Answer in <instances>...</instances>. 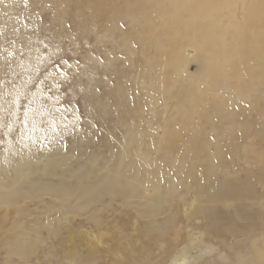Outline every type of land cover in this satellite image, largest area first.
<instances>
[{
	"label": "rangeland",
	"instance_id": "rangeland-1",
	"mask_svg": "<svg viewBox=\"0 0 264 264\" xmlns=\"http://www.w3.org/2000/svg\"><path fill=\"white\" fill-rule=\"evenodd\" d=\"M71 1L9 0L10 10L4 9L6 0H0V30H5L0 31L1 55L26 59L21 63L12 57L9 66L7 59L0 65V164L15 156L4 143H14L19 132L30 127L26 134L34 138L46 133L41 139L45 148L56 138L65 153L74 149L68 152V167L88 166L84 174L94 172L88 176L90 182L100 184L102 174L117 169L123 178L108 182L120 186L89 192L88 204L79 196L55 199L46 192L39 202L21 198L19 206L0 204V264H24L3 247L8 229L21 219L13 230L30 231L26 264H264V85L252 86L250 74L257 62L245 63L231 51L230 59L222 56L213 62L219 68L217 82L204 72L207 56H200L187 41L176 43L183 32L186 40L185 28L177 25L170 30L174 35L162 34L171 22L159 15L156 4L151 7L157 10L151 12L155 18L150 15L137 25L119 18L121 22L111 23L113 31L108 23L84 16L77 1ZM239 6L236 3L231 13L237 25L242 21ZM227 17L220 14L215 22L222 25ZM148 23L154 30L159 24L160 31H154L155 40L144 43L143 26ZM218 35L221 32L216 39ZM221 45L215 43L217 49ZM159 57L174 68L163 67L165 61ZM232 73L236 81L228 77ZM69 127L78 135L68 132ZM60 128L67 132H62L64 137ZM87 156L88 161L93 157L91 163ZM11 163L5 169L8 174L15 170ZM148 170L160 176L156 198L143 176Z\"/></svg>",
	"mask_w": 264,
	"mask_h": 264
},
{
	"label": "bare ground",
	"instance_id": "bare-ground-1",
	"mask_svg": "<svg viewBox=\"0 0 264 264\" xmlns=\"http://www.w3.org/2000/svg\"><path fill=\"white\" fill-rule=\"evenodd\" d=\"M9 2V0H6V2ZM11 1V0H10ZM13 1V0H12ZM53 1V0H52ZM60 1V0H59ZM74 1V0H73ZM71 1V2H73ZM77 1V5L79 7V11L84 14V16H90L92 17V19L94 20L95 18L98 20V22H105V23H108V26L110 27V29L113 30V26L111 25L112 22H115V21H119V18H122V19H126L124 17H127V19L129 18L130 19V22L132 25H137V24H141L142 21H145V19L148 18V16H150L152 13L151 12H154V11H157L159 12V15L160 16H164V18H168L170 21L169 23L170 24H167V28L165 29L164 28V33H162L163 35L166 34V36L169 34V33H172V31L170 30H173L172 28H174L175 26L177 27V25L179 26H182L183 28H185V32L187 33V35L185 36L186 40H184L183 36H184V32H183V36H181L180 34L178 35L179 37L181 36L182 38H177L175 37L176 39V43L178 44H181V41H187L188 43L192 44L194 47H195V50H197V53L202 56V57H205L207 56L208 57V61L207 59L205 61H207L205 67H204V72L207 71L208 74L210 75V77L214 78L217 80L218 82V73H217V69L219 68H216V66L213 64V62L215 63V60H218L223 56H225V58L228 56V58L230 59L232 54L229 55V53H231V51L236 54H239L240 57H242V59H244L245 63L246 61L248 60H251L253 59L254 61L257 62V65L256 67H251V71H250V74H251V85L253 86L254 84H262L264 85V0H253V2H247L245 0H76ZM3 2V1H2ZM7 2V6H5L4 4V9L6 7H8V3ZM35 2V1H34ZM49 2V1H48ZM76 3V2H75ZM236 3H238L240 6L239 10H240V16H241V23L240 25H237V24H233L235 22L234 19H232L231 17V13H232V9L236 6ZM0 4H3V3H0ZM52 4V3H51ZM64 4V3H63ZM157 5V10H154L153 9L151 10V7L153 5ZM44 5H47V1H46V4ZM65 5V4H64ZM155 5V6H156ZM53 6V4H52ZM66 6V5H65ZM154 6V7H155ZM1 7V6H0ZM64 7V6H63ZM73 7V6H72ZM238 7V6H237ZM9 8V7H8ZM44 8V7H42ZM49 8V7H48ZM153 8V7H152ZM2 7L0 8V11H1ZM10 9V8H9ZM11 10V9H10ZM10 10H5L6 12ZM26 10V9H24ZM44 10V9H43ZM42 10V11H43ZM57 10V9H56ZM55 10V11H56ZM73 10V9H72ZM77 10V12H78ZM51 11V10H50ZM4 12V11H3ZM26 12V11H25ZM76 12V11H75ZM11 13V12H10ZM43 13V12H42ZM53 13V11L51 12V14ZM80 13V14H81ZM225 13L228 17V22L226 23H223L222 25H219L218 23L215 22V19L220 15V14H223ZM5 14V12H4ZM3 14V15H4ZM9 14V13H7ZM54 14V13H53ZM81 14V15H82ZM238 14V12H237ZM11 15V14H10ZM13 15V14H12ZM11 15V16H12ZM79 15V14H78ZM17 16V14H16ZM54 16V15H53ZM151 16H154L151 15ZM150 16V17H151ZM0 17H2L0 15ZM77 18V16H75ZM94 17V18H93ZM149 17V18H150ZM11 18V17H10ZM13 18V17H12ZM155 18V16H154ZM162 18V17H160ZM163 18V19H164ZM3 19V18H2ZM6 19V18H5ZM16 19V17L14 18ZM87 19V18H86ZM95 19V20H96ZM126 19V20H127ZM1 20V19H0ZM85 20V19H83ZM93 20H92V23H93ZM147 20H150V19H147ZM155 20V19H154ZM153 20V21H154ZM8 21V19H7ZM17 21V20H16ZM77 21V19H76ZM88 21V20H87ZM90 21V20H89ZM124 20H122L123 22ZM150 22L151 24H156L155 22L153 23ZM159 21V20H158ZM167 21V20H166ZM2 22V21H1ZM0 22V23H1ZM13 21H11L12 23ZM79 22V20H78ZM77 22V23H78ZM95 22V21H94ZM121 22V21H119ZM118 22V24H119ZM146 22V21H145ZM165 23L164 20H160L159 23ZM10 23V21H9ZM10 23V24H11ZM160 23V24H161ZM162 23V24H163ZM6 24V23H4ZM14 24V23H13ZM86 24V22H85ZM102 24V23H101ZM117 24V22L115 23ZM130 24V25H131ZM151 24H145V26H142L144 27V31H146V37H147V40H144V41H139L138 43H142L141 45H143L144 43H147L150 39H156L153 37L154 35V31L160 26L158 24L157 28H153V26H151ZM166 24V23H165ZM1 25V24H0ZM80 25V24H79ZM90 25V24H89ZM104 25V24H103ZM102 25V26H103ZM10 26V25H7V27ZM12 26V25H11ZM14 26V25H13ZM29 26V25H28ZM78 26V25H77ZM107 26V27H108ZM147 26V27H146ZM155 26V25H154ZM164 26V25H163ZM5 27V25L3 26ZM15 27V26H14ZM24 27V26H23ZM22 27V29H23ZM76 27V26H75ZM90 27V26H89ZM128 27H129V24H128ZM175 27V28H176ZM21 28V27H20ZM93 29V27H90ZM116 28V27H115ZM140 28H142L140 26ZM161 28V27H160ZM8 29V28H6ZM29 29V28H28ZM78 29V28H77ZM84 29V28H83ZM88 29V27H87ZM91 29V30H92ZM109 29V28H108ZM109 29V30H110ZM159 29V28H158ZM157 29V30H158ZM2 30V28H1ZM0 30V31H1ZM19 30V29H18ZM27 30V29H26ZM31 30V29H29ZM85 30V29H84ZM90 30V31H91ZM131 29H129L128 31H130ZM141 32H142V29H140ZM139 30V31H140ZM156 30V31H157ZM162 30V28H161ZM2 31H5V30H2ZM11 31V30H10ZM10 31H7V34L8 32ZM20 31H23V30H20ZM111 31V30H110ZM114 31V30H113ZM137 31V32H139ZM160 30L157 31V34H159ZM174 31V30H173ZM183 31V30H182ZM15 32H17L15 30ZM136 32V33H137ZM177 32V31H175ZM219 32H221V35H218L219 36V39H216L217 38V33L219 34ZM13 33V32H12ZM128 33V32H127ZM4 34L5 36L7 34H5L4 32L2 33ZM10 34V33H9ZM8 34V35H9ZM18 34V33H17ZM126 34V33H125ZM124 34V35H125ZM141 34V33H140ZM16 35V33H15ZM13 34V36H15ZM19 35V34H18ZM18 35H17V38H18ZM135 35V34H134ZM138 35V34H137ZM174 35V34H173ZM12 36V37H13ZM31 36V35H30ZM130 35L126 36V37H129ZM142 36V35H141ZM159 36V35H158ZM176 36V35H175ZM216 36V37H215ZM25 37V36H24ZM125 37V36H124ZM132 37V34L131 36ZM129 37V38H130ZM138 37H140L138 35ZM165 37V36H164ZM172 37V36H171ZM174 37V36H173ZM128 38V39H129ZM133 38V37H132ZM141 38V37H140ZM3 39V38H2ZM1 39V40H2ZM6 39V37H5ZM4 39V40H5ZM127 39V38H126ZM143 38H141L140 40H142ZM169 39V38H168ZM0 40V41H1ZM17 40V39H16ZM125 40V39H124ZM138 41V39H136ZM174 40V39H173ZM216 40V41H215ZM218 40H222V45L220 42H218ZM67 41V40H66ZM152 41V40H151ZM215 41V42H214ZM24 42V41H23ZM127 42V41H126ZM144 42V43H143ZM157 42V41H155ZM155 42H152V43H155ZM171 42V41H169ZM218 43L220 44L222 47L218 48L217 49V46H215V43ZM20 43V42H19ZM27 43V42H26ZM151 43V42H150ZM150 43H148L150 45ZM151 43V44H152ZM173 43V42H172ZM175 43V44H176ZM186 43V42H185ZM25 44V43H24ZM161 44V43H160ZM188 44V45H190ZM2 45V44H1ZM18 45V44H17ZM23 45V44H22ZM27 45V44H26ZM124 45H127V44H124ZM170 45V44H169ZM30 46V45H29ZM173 46V45H172ZM184 46V45H183ZM16 47V46H15ZM31 47V46H30ZM128 47V45L126 46ZM151 47V45L149 46ZM174 48L176 49H179V45H174L173 46ZM173 47L171 49L170 52H172L173 50ZM34 48V47H33ZM148 48V47H147ZM153 48V47H152ZM155 48V46H154ZM5 49V48H4ZM8 49V48H7ZM25 50V48H22ZM21 49V50H22ZM27 49V48H26ZM32 49V48H30ZM35 49V48H34ZM125 49V47H124ZM165 49V48H164ZM181 49V47H180ZM179 49V50H180ZM189 49V48H188ZM192 49V48H191ZM20 50V51H21ZM127 50V49H126ZM157 50V49H156ZM161 50V47L159 49L158 47V51ZM169 50V48H168ZM178 50V52H179ZM27 51V50H25ZM36 51V50H35ZM128 51H129V48H128ZM177 51V50H176ZM31 52V50H30ZM39 52V51H38ZM148 52V51H147ZM151 52V51H150ZM161 52V51H160ZM165 52V51H164ZM185 52V51H184ZM13 53V52H12ZM22 53V52H21ZM24 53V52H23ZM34 53V52H32ZM153 53V52H152ZM174 53V52H173ZM263 53V54H261ZM0 52V65H2V62L4 60H9L8 62V66L10 64V61H12V55L10 54V57L8 58L6 56V58L4 56H2ZM27 54V53H26ZM160 54V53H158ZM157 54V55H158ZM235 54V56H236ZM22 55V54H21ZM154 55V53H153ZM156 55V54H155ZM161 55V54H160ZM159 55V56H160ZM172 55V54H171ZM23 56H26V55H23ZM28 56V55H27ZM31 56V55H30ZM163 56V54H162ZM168 56L170 57V54H168ZM167 56V57H168ZM175 58L177 59L178 61V58L176 57L177 55H174ZM174 56H171L170 58L174 57ZM181 56H184L183 54H181ZM180 56V57H181ZM194 56V54H193ZM214 56H215V59H214ZM21 57V56H20ZM32 57V56H31ZM158 57V56H157ZM156 57V58H157ZM185 57V56H184ZM196 57V55H195ZM234 57V55H233ZM238 57V56H236ZM35 58V57H34ZM160 58V57H159ZM166 58V57H165ZM225 58H222V62L224 61ZM21 59V58H20ZM25 58H23V60L21 61H24ZM161 59V58H160ZM163 59V58H162ZM161 59V60H162ZM175 59V60H176ZM185 59V58H184ZM187 59V58H186ZM194 59V58H193ZM236 59V62L239 61L237 60L238 58H235ZM246 59V60H245ZM26 60V59H25ZM29 60H30V57H29ZM144 60V59H143ZM159 60V59H158ZM164 60V59H163ZM162 60V61H163ZM169 60V59H168ZM179 60H182L179 58ZM214 60V61H213ZM220 60V61H221ZM13 61H18V62H21L19 60H17L15 57H13ZM31 61V60H30ZM156 62L157 59H155ZM165 61V62H164ZM164 65L162 64L163 67L166 66L167 64V60H164ZM167 61V62H166ZM203 61V60H202ZM228 62L229 60H225V62ZM242 61V60H241ZM180 62V61H178ZM219 65L220 68H222L221 66L225 63ZM227 62H226V66L229 67L231 66L229 63V65H227ZM240 62V61H239ZM13 63V62H12ZM22 63V62H21ZM169 63V62H168ZM173 63V62H172ZM171 63V64H172ZM177 63V62H175ZM238 63V62H237ZM19 63H15V65H18ZM28 64V63H27ZM32 64V63H31ZM152 64V63H151ZM7 65V63H6ZM14 65V66H15ZM168 65V64H167ZM233 65V64H232ZM238 65V64H237ZM12 66V65H11ZM22 66V65H20ZM24 66V65H23ZM143 66V65H142ZM155 66H158L157 64H155ZM160 66V65H159ZM169 68L172 70L174 68V64L172 65H168ZM1 67V66H0ZM3 67V66H2ZM1 67V68H2ZM18 67V66H16ZM25 67H28L25 66ZM224 67V66H223ZM13 68V67H12ZM19 68V67H18ZM24 68V67H22ZM39 68V67H38ZM156 68H160V67H156ZM240 68V71H241V67L238 66V69ZM6 69V68H5ZM17 69V68H16ZM15 69V70H16ZM26 69V68H24ZM29 69V68H28ZM26 69V70H28ZM31 69H32V66H31ZM161 69V68H160ZM163 69V68H162ZM168 69V68H167ZM166 69V70H167ZM168 69V71L170 70ZM226 69V68H224ZM231 69V68H230ZM1 70V69H0ZM8 70V69H7ZM14 70V72H15ZM25 70V71H26ZM227 70V69H226ZM237 70V69H236ZM235 69L233 70L234 72L236 71ZM3 71V70H2ZM1 71V72H2ZM13 71V70H12ZM24 71V70H22ZM160 71V70H159ZM158 71V72H159ZM240 71L238 70L237 72V75L239 74L240 76ZM253 71H256L257 73L254 74ZM13 72V73H14ZM9 73V72H8ZM27 73V72H26ZM54 73V72H53ZM57 73V72H56ZM160 73V72H159ZM226 73V72H224ZM16 74V73H15ZM21 74V73H20ZM32 74V73H31ZM58 74V73H57ZM10 75V74H9ZM13 75V74H12ZM10 75V76H12ZM18 75V74H17ZM53 75V74H52ZM216 75V76H215ZM242 75V73H241ZM9 76V77H10ZM16 76V75H15ZM22 76V74H21ZM27 76V75H26ZM55 75H53L54 77ZM238 76V77H239ZM17 77V76H16ZM20 77V75H19ZM24 77V76H23ZM56 77V76H55ZM229 78H232L234 79L235 81L237 80V76H236V73H232V75H229L228 76ZM242 77V76H241ZM13 78V76H12ZM22 78V77H20ZM30 78V77H29ZM228 78V79H229ZM14 79V78H13ZM12 79V80H13ZM16 79V78H15ZM241 79V78H240ZM239 79V80H240ZM11 80V79H10ZM20 80H23V79H20ZM58 80V79H57ZM238 80V82H239ZM19 81V79L17 80ZM50 81V80H49ZM56 81V80H55ZM221 81V80H220ZM16 82V81H15ZM20 82V81H19ZM23 82V81H22ZM25 77H24V82L25 83ZM3 84V82H1ZM0 83V84H1ZM17 84V83H16ZM225 84V83H224ZM2 86V85H1ZM0 86V87H1ZM24 86V85H23ZM250 87V86H249ZM37 88V86H36ZM55 88V87H54ZM228 88V86H227ZM253 88V87H252ZM1 89V88H0ZM17 89V88H16ZM13 90V91H16ZM39 89V88H38ZM57 89V88H56ZM60 89V88H59ZM226 89V88H225ZM2 90V89H1ZM11 90V89H10ZM42 91V90H41ZM228 91V90H227ZM231 91V90H230ZM255 91V89H254ZM1 92V91H0ZM4 92V91H3ZM40 92V91H39ZM16 93V92H15ZM19 93V92H18ZM38 93V92H37ZM240 93V92H239ZM237 93V94H239ZM5 94V93H4ZM236 94V92L234 93ZM13 95V93H12ZM17 95V94H16ZM0 96H1V93H0ZM4 96V95H3ZM34 96V95H33ZM43 96V95H42ZM236 96V95H235ZM5 97V96H4ZM237 97V96H236ZM12 98V97H11ZM15 98V97H14ZM14 98L11 100V104L15 103L14 101ZM55 98V97H54ZM238 98V97H237ZM16 99V98H15ZM1 100H4V99H1ZM14 101V102H13ZM3 102V101H2ZM1 101H0V107H1ZM13 107H15L13 105ZM30 109V108H29ZM33 109V108H31ZM1 110V109H0ZM33 111V110H32ZM125 112V111H124ZM32 113V112H31ZM34 113V112H33ZM36 113V111H35ZM59 113V112H58ZM30 114V113H29ZM25 116V115H24ZM34 116V115H33ZM35 117V116H34ZM61 117V116H60ZM127 117V116H126ZM39 118V117H38ZM122 118V117H121ZM128 118V117H127ZM36 119V118H35ZM57 119V118H56ZM119 119V118H118ZM123 119V118H122ZM121 119V120H122ZM126 119V118H124ZM38 120V119H37ZM60 120V119H59ZM120 120V121H121ZM11 121V120H10ZM23 121V120H22ZM47 121V120H46ZM58 121V120H57ZM126 121V120H125ZM32 122V121H31ZM51 122V121H50ZM73 122V121H72ZM12 123V122H11ZM16 123V122H15ZM24 123V122H23ZM54 123V122H52ZM14 124V122H13ZM17 124V123H16ZM26 124V123H25ZM31 124V123H30ZM20 125V124H19ZM22 125V124H21ZM51 125V124H50ZM72 126V125H71ZM74 127V125H73ZM63 128V127H62ZM71 130L67 129L68 132L72 131V127H69ZM75 128V127H74ZM28 131L24 132V128L22 130V132H19L20 134L17 136V139L14 141V143H4V148L6 150H12L14 153H15V156L11 159H8L6 160L4 163L0 164V168H1V172L2 174L0 173V204H8V205H16V206H19V203H18V200L19 199H35L36 202H39V201H42V196L44 194V192H46L47 194L50 193V196H52L53 198L55 199H61V198H66V199H76L78 196H79V200H81L82 202L88 204L90 202V198H89V195L88 193L91 192L92 190L95 189V192L99 193V190H103L104 188L108 187V188H114V187H117V186H120L121 183L119 182H111L110 186L108 184L109 181H112L114 180L116 177L117 180L119 178H121L122 174H121V169H117L115 170L112 174H102V182L100 184H97L95 183L94 181L90 182L88 180V176L90 177V175H92L94 172H91L90 175H87V174H84L86 171L89 170L88 166L86 168H84V166L82 164H78V167H77V170H71L69 167H68V162H69V157L72 156L70 154L69 156V153H74V149H73V152H70L71 150L68 149V154L65 153V151L67 149H62L60 148V145L58 144L59 142L56 141V138L54 139V142L52 140V143L53 145L50 146V147H44L42 146V141L44 140H41L42 139V136H44V133L40 134L38 136V138H34L33 135H30V134H26L28 132H30L29 129H31L30 127L27 128ZM26 129V130H27ZM43 129V128H42ZM51 129V127H50ZM48 130L49 131H52V130ZM58 129V128H57ZM64 129V128H63ZM20 130V129H19ZM32 130V129H31ZM61 130V133L62 132H66V131H62V129L60 128ZM115 130V129H114ZM43 131V130H42ZM40 131V132H42ZM24 132V133H23ZM37 132V131H36ZM54 132V131H53ZM58 132V130H57ZM78 132V131H77ZM9 133V132H8ZM39 133V132H38ZM67 133V132H66ZM72 134H76L74 133L73 131L71 132ZM46 134V133H45ZM56 134V133H54ZM59 132H58V136L57 138H59ZM65 133H62V136L64 135ZM36 135H38L36 133ZM48 135V133H47ZM52 135V133H51ZM78 134H76L77 136ZM80 135V134H79ZM32 136V137H30ZM49 136V135H48ZM55 137V135H53ZM75 136V137H76ZM81 136V135H80ZM36 137V136H35ZM47 137V136H46ZM64 137V136H63ZM62 137V138H63ZM44 138V137H43ZM48 138V137H47ZM51 138V137H50ZM53 139V138H52ZM79 140H81L79 137H78ZM58 140V139H57ZM74 141H77V139H75ZM45 142V140L43 141ZM58 142V143H57ZM46 143V142H45ZM50 143V144H52ZM80 142H78L79 144ZM81 143L84 144V142L82 141ZM80 143V144H81ZM137 142H134V144H136ZM44 144V143H43ZM75 144V142L73 143V145ZM77 144V148H79L81 145H78ZM47 145V144H46ZM49 145V144H48ZM47 145V146H48ZM83 146V145H82ZM62 147V146H61ZM64 148V147H63ZM69 148H71L69 146ZM73 148V146H72ZM70 150V151H69ZM77 151V149H75ZM80 150H81V147H80ZM5 151V150H4ZM81 152V151H79ZM8 153V152H7ZM10 153V152H9ZM142 153V152H141ZM140 153V154H141ZM6 154H4L5 156ZM68 155V158H66V156ZM77 155V153H76ZM136 155V154H134ZM139 155V154H137ZM3 155H1L2 157ZM3 156V157H4ZM8 156V155H7ZM75 156V155H73ZM144 156V154L142 155ZM90 158V156H87V158ZM73 158V157H72ZM93 157H91V159H87L88 162H92V159ZM138 158V157H137ZM146 159V158H145ZM130 159H128L129 161ZM135 160V159H134ZM142 161V159H140ZM14 162V166H15V170L13 172V174H8L5 169L12 165L11 162ZM85 161L84 164H87L88 162ZM127 161V164L129 163H132V159L131 161H129L128 163ZM139 161V160H138ZM137 161V163H138ZM140 161V162H141ZM145 163H146V160H145ZM126 164V163H125ZM140 164V163H139ZM88 165V164H87ZM143 165V164H141ZM145 165V164H144ZM146 165H149V163L147 162ZM128 166V165H127ZM133 167V163L131 165ZM145 167V166H144ZM142 166V169L144 168ZM147 168H145L146 170ZM28 170H30V172H28ZM143 172V170H142ZM97 173V172H96ZM99 173V172H98ZM97 173V174H98ZM135 173V172H134ZM132 174V175H135V174ZM137 174V172H136ZM145 174V173H144ZM143 176L145 178H148V186H150V189L152 190V192L154 193V197L156 198L157 197V194H158V188H157V185L159 184V181H160V176L158 173H156L154 170L152 171H146V174ZM35 175V176H34ZM99 175V174H98ZM131 176V175H130ZM98 177H101V176H98ZM123 178V177H122ZM145 178L143 179V181L145 182ZM101 179V178H100ZM131 180H138L137 177L135 176H131L130 177ZM93 180V179H92ZM48 181H56L55 183H53V185H48ZM142 182V179L140 180ZM94 182V183H93ZM97 184V185H96ZM122 187V186H121ZM118 188L119 189H121ZM127 189V188H126ZM134 189V188H133ZM113 190V189H112ZM118 190H116L118 192ZM136 190V189H134ZM138 191V189H137ZM123 192H125V189L123 190ZM144 192V191H143ZM119 193H120V190H119ZM121 194L122 191H121ZM140 194V193H139ZM145 196V195H144ZM139 198V197H137ZM141 198V197H140ZM143 198H141L140 201H142ZM144 199H146L144 197ZM140 203V202H139ZM65 209H62L61 212L63 213ZM60 212V213H61ZM22 220V219H21ZM21 220L15 225V226H12V228H17L19 226V224L21 223ZM50 223V222H48ZM1 227V226H0ZM6 229V228H5ZM3 228V230H5ZM11 229H8L9 231H11L8 235L6 234L5 232V235H7V240H5V245L3 246L5 249H4V253L8 254L9 257H13V256H18L21 261H23L24 264H26L25 259L27 258V244H28V236L30 231L28 230L27 227H25L24 229H22L20 232H16L15 230ZM33 229V227H32ZM7 230V229H6ZM5 230V231H6ZM7 230V231H8ZM37 232V231H36ZM4 234V233H3ZM3 236V235H2ZM5 238V237H4ZM62 242V243H61ZM60 243L62 245H64V242L61 241ZM2 243V242H1ZM4 244V242H3ZM8 257V256H7ZM5 256V258H7ZM8 257V258H9ZM4 261V259H3ZM6 263H8L6 261ZM28 263V262H27Z\"/></svg>",
	"mask_w": 264,
	"mask_h": 264
}]
</instances>
